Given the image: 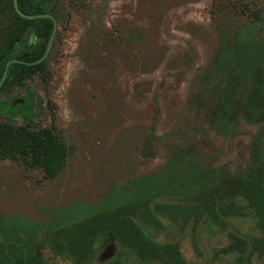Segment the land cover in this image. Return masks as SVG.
<instances>
[{
	"label": "rangeland",
	"instance_id": "1",
	"mask_svg": "<svg viewBox=\"0 0 264 264\" xmlns=\"http://www.w3.org/2000/svg\"><path fill=\"white\" fill-rule=\"evenodd\" d=\"M50 1L47 79L11 80L0 121L71 154L0 159V264H100L109 238V264H264V0Z\"/></svg>",
	"mask_w": 264,
	"mask_h": 264
},
{
	"label": "trees",
	"instance_id": "2",
	"mask_svg": "<svg viewBox=\"0 0 264 264\" xmlns=\"http://www.w3.org/2000/svg\"><path fill=\"white\" fill-rule=\"evenodd\" d=\"M18 7L22 13L35 17L28 19L20 16L14 8V0H0L2 20L0 81L9 61L12 59L22 61L12 62L9 65L5 84L0 91L7 88L11 80L18 79L21 82L33 78L36 74L47 79L46 60L37 61L47 50L54 33L55 22L50 17L38 16L44 14L55 16V5L50 0H18ZM250 16L255 19L261 18L260 14L255 13H251ZM30 118L31 115L28 114L27 119ZM70 154V149L52 129L0 121V159L2 160H22L27 167H41L46 177L55 178L64 168ZM172 226L173 223L170 222L165 227L167 232L164 235V244L172 243L173 239H168L167 235ZM110 242L117 243L121 249L120 243L115 238L105 240L101 248ZM119 254L120 250L118 256ZM55 255L56 253L52 257ZM116 258L110 263L115 262ZM92 261L94 263V256Z\"/></svg>",
	"mask_w": 264,
	"mask_h": 264
},
{
	"label": "water",
	"instance_id": "3",
	"mask_svg": "<svg viewBox=\"0 0 264 264\" xmlns=\"http://www.w3.org/2000/svg\"><path fill=\"white\" fill-rule=\"evenodd\" d=\"M14 8H15L16 12H17L20 16H22V17H25V18H28V19H33V18L35 17V16L26 15V14L22 13V12L20 11L19 7H18V0H14ZM38 17H50V18H52V19L54 20V22H55L54 33H53V35H52V37H51V39H50L49 45H48V47H47V50H46L44 56H43L39 61H37V62H42V61H44V60L47 58V56H48V54H49V52H50V49H51V46H52V42H53V39H54V36H55V32H56V29H57V21H56V19L54 18V16H53V15H50V14L39 15ZM12 62H22V61H20V60H18V59H12L11 61L8 62L7 67H6L5 71H4L3 77H2V79H1V81H0V87L3 85V83H4V81H5L6 77H7L8 67H9V65H10ZM117 251H118V244L113 243V244H111V245L109 246V249L106 250V251L101 255L100 258H101V260H103V261H104V260H110V259H112L113 257L116 256Z\"/></svg>",
	"mask_w": 264,
	"mask_h": 264
},
{
	"label": "flooded vegetation",
	"instance_id": "4",
	"mask_svg": "<svg viewBox=\"0 0 264 264\" xmlns=\"http://www.w3.org/2000/svg\"><path fill=\"white\" fill-rule=\"evenodd\" d=\"M111 244H113V242H110V243L106 244V245L103 247V249L100 251L98 258H99V260L101 261V264H108V263H110L111 260H113L114 258H116V257L118 256V253H119V250H120L119 245H118V251H117L115 257H113V258L110 259V260H104V261L101 260V258H100L101 255H102L106 250L109 249V246H110ZM116 244H117V243H116Z\"/></svg>",
	"mask_w": 264,
	"mask_h": 264
}]
</instances>
